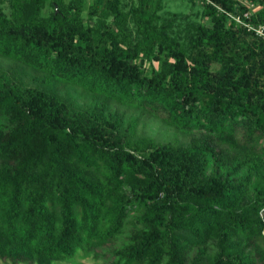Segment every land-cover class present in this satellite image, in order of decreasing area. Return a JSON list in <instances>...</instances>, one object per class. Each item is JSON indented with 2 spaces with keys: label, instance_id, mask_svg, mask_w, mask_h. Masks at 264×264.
I'll return each instance as SVG.
<instances>
[{
  "label": "trees",
  "instance_id": "trees-1",
  "mask_svg": "<svg viewBox=\"0 0 264 264\" xmlns=\"http://www.w3.org/2000/svg\"><path fill=\"white\" fill-rule=\"evenodd\" d=\"M238 1L202 0L203 24L162 0H0V58L103 99L0 71V261L264 264V0ZM108 102L199 139L135 138Z\"/></svg>",
  "mask_w": 264,
  "mask_h": 264
},
{
  "label": "rangeland",
  "instance_id": "rangeland-1",
  "mask_svg": "<svg viewBox=\"0 0 264 264\" xmlns=\"http://www.w3.org/2000/svg\"><path fill=\"white\" fill-rule=\"evenodd\" d=\"M88 2V1H87ZM247 9L244 15L256 12L260 6L251 4L242 0L238 1ZM161 14L168 16L175 14L178 18L190 16L196 23L208 24L206 18L201 16L203 9L202 0H162ZM6 9V8H5ZM232 19V17H230ZM237 24H241L240 20H236ZM91 24V23H89ZM137 62V60H136ZM152 66L157 68V63ZM147 68V63H145ZM0 71L13 73L14 78L22 84L30 87H37L47 91H51L57 95L63 96L72 101L81 108L92 109L93 105H98L102 98H97L83 91L79 87L46 81L44 75L25 69L16 62L0 58ZM107 112L122 117L125 121L134 118L135 138L143 137L157 144L170 143L171 145L185 146L193 140L199 139L197 133H182L172 127L167 126L158 118L152 117L144 111L128 108L115 102H108ZM0 264H7L0 261ZM77 264H97L91 259H83Z\"/></svg>",
  "mask_w": 264,
  "mask_h": 264
},
{
  "label": "built area",
  "instance_id": "built-area-1",
  "mask_svg": "<svg viewBox=\"0 0 264 264\" xmlns=\"http://www.w3.org/2000/svg\"><path fill=\"white\" fill-rule=\"evenodd\" d=\"M246 28L252 30L257 36L264 38V26L260 25L256 28L246 26Z\"/></svg>",
  "mask_w": 264,
  "mask_h": 264
}]
</instances>
